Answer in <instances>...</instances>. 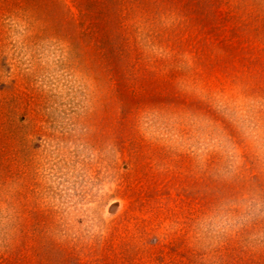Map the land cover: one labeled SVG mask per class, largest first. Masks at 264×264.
Returning <instances> with one entry per match:
<instances>
[{
	"label": "rangeland",
	"instance_id": "obj_1",
	"mask_svg": "<svg viewBox=\"0 0 264 264\" xmlns=\"http://www.w3.org/2000/svg\"><path fill=\"white\" fill-rule=\"evenodd\" d=\"M260 234L264 0H0V264H264Z\"/></svg>",
	"mask_w": 264,
	"mask_h": 264
},
{
	"label": "clouds",
	"instance_id": "obj_2",
	"mask_svg": "<svg viewBox=\"0 0 264 264\" xmlns=\"http://www.w3.org/2000/svg\"><path fill=\"white\" fill-rule=\"evenodd\" d=\"M251 219V218H250ZM261 235H264V234H260V235H253L250 239L252 240V241H258L259 239H260V236Z\"/></svg>",
	"mask_w": 264,
	"mask_h": 264
}]
</instances>
